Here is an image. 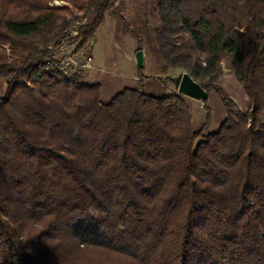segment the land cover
Returning <instances> with one entry per match:
<instances>
[{
  "label": "trees",
  "instance_id": "obj_1",
  "mask_svg": "<svg viewBox=\"0 0 264 264\" xmlns=\"http://www.w3.org/2000/svg\"><path fill=\"white\" fill-rule=\"evenodd\" d=\"M73 1L97 8L88 45L118 0ZM64 9L0 18V264H74L90 248L128 264H264V0H155L136 37L159 73L144 61L139 87L114 95L45 69L74 21ZM224 60L250 109L225 99L202 132L168 83L187 71L210 94Z\"/></svg>",
  "mask_w": 264,
  "mask_h": 264
},
{
  "label": "rangeland",
  "instance_id": "obj_2",
  "mask_svg": "<svg viewBox=\"0 0 264 264\" xmlns=\"http://www.w3.org/2000/svg\"><path fill=\"white\" fill-rule=\"evenodd\" d=\"M16 1L0 0V18L8 16L15 19L25 16L30 13L25 11H28L31 2L37 8L44 4L65 8L64 10L69 9L70 12L66 14L74 21L70 28L61 35L60 40L70 38V46L73 48L88 47L90 53L95 56V60L93 68L85 70L83 79L90 82L99 81L103 85H111V94L114 95L125 87L137 85L139 87L140 77L138 76L136 51L140 49L138 48L140 43L145 52L146 67L144 73L151 76L159 73L158 61L149 60L145 42L136 37L141 21L148 20V18L154 19L151 7L154 6L155 0H118L117 12L108 11L104 22L98 27L88 45L83 46L81 45L80 33L76 35L71 30L77 25L80 26L79 22L84 23L83 20H86L84 18L90 22L97 12L96 6L84 12L75 8L73 0H25L26 7H20L18 3H11ZM125 20L129 24L128 29L123 27ZM89 22L85 21V24L87 25ZM2 49L9 53L11 46L3 43ZM45 69L47 70L46 66ZM181 73V70H173L169 72V75L180 78ZM168 86L169 89H176L178 84L175 81V83H168ZM210 86L209 98L206 101L184 96L192 110V124L195 129H200L202 132L216 131L222 124L227 111L223 100H233L238 108L245 113L251 105L241 82L230 67L229 62L225 60L221 61V72ZM131 261V258L126 256L90 248L79 252L74 264H128Z\"/></svg>",
  "mask_w": 264,
  "mask_h": 264
},
{
  "label": "built area",
  "instance_id": "obj_3",
  "mask_svg": "<svg viewBox=\"0 0 264 264\" xmlns=\"http://www.w3.org/2000/svg\"><path fill=\"white\" fill-rule=\"evenodd\" d=\"M83 22H79L80 26L72 28V33L79 34L81 27L85 26ZM62 41V42H60ZM71 45L70 38L67 40L61 39L57 42L48 45L49 56L45 58L44 64L47 69L59 70L65 76H72L75 72H81L93 68L95 56L90 53L88 47H75ZM72 47V48H71ZM89 50V51H88ZM58 55V57H57Z\"/></svg>",
  "mask_w": 264,
  "mask_h": 264
},
{
  "label": "water",
  "instance_id": "obj_4",
  "mask_svg": "<svg viewBox=\"0 0 264 264\" xmlns=\"http://www.w3.org/2000/svg\"><path fill=\"white\" fill-rule=\"evenodd\" d=\"M136 61L139 67L144 65L145 52L143 49L136 51ZM178 92L196 100L206 101L209 98L208 90L187 71L181 76Z\"/></svg>",
  "mask_w": 264,
  "mask_h": 264
}]
</instances>
